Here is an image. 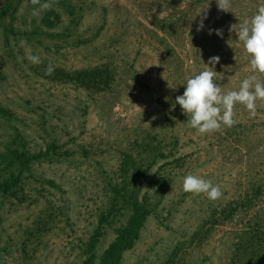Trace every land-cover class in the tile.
<instances>
[{
	"label": "rangeland",
	"instance_id": "obj_1",
	"mask_svg": "<svg viewBox=\"0 0 264 264\" xmlns=\"http://www.w3.org/2000/svg\"><path fill=\"white\" fill-rule=\"evenodd\" d=\"M71 1L83 11L79 26L67 37L61 34L70 17L53 0L41 3L54 4L60 12L63 23L57 27L42 25L44 11L32 15L39 5L31 0H22L13 17L0 25V105L12 112V117L0 116V153L22 142L31 152L44 150L52 140L61 152H72L64 160L33 165L24 181L26 202L0 197V264H22V235L43 212L47 199L61 212L56 210L60 216L35 264H80V240L93 232L110 197L106 182L121 151L135 154L133 142L141 137L159 140L165 153L181 156L185 163L172 171L156 215L147 219L134 246L123 253L122 264H164L179 246V264H228L239 221L215 225L201 240L191 236L211 210L264 177V102H257L254 118L245 106L236 105L240 129L223 127L201 135L188 127L175 97L183 93L190 75L211 67L206 64L212 56L220 57L212 70L225 91L238 89L252 74L250 58L230 29L235 24L238 30L264 0H231L228 12L218 11L216 0L196 6L190 0ZM206 8L204 27L197 31L203 15L197 13ZM100 24V35L90 41ZM9 26L13 32L7 31ZM209 29H220L222 35H210ZM26 52L69 70L110 60L121 79L114 92L93 97L73 84L48 83L39 74L40 64L30 63ZM256 75L264 81V74ZM165 160L158 159L153 169ZM190 173L220 185L221 198L209 200L206 194L183 191V179ZM105 229L99 250L114 236L111 226Z\"/></svg>",
	"mask_w": 264,
	"mask_h": 264
},
{
	"label": "trees",
	"instance_id": "obj_2",
	"mask_svg": "<svg viewBox=\"0 0 264 264\" xmlns=\"http://www.w3.org/2000/svg\"><path fill=\"white\" fill-rule=\"evenodd\" d=\"M21 1L0 0V25L7 16L13 17ZM207 1L190 0V3L196 6ZM53 2L62 6L70 17L61 34L67 37L79 26L83 7L71 0H53ZM53 5L51 10L44 11L40 18L42 25L47 29L63 23L60 12ZM102 29L103 24H100L90 41L100 35ZM7 31L13 32L12 26H9ZM34 33L36 32L32 31L31 35H35ZM56 34L59 35L58 32ZM49 63L55 67L52 75L45 74V68ZM39 74L50 84H73L86 90L93 97L102 95L106 97L114 92L121 79L119 69L110 60L69 70L45 59L39 65ZM158 100L161 102L160 97ZM0 116L12 117V112L0 105ZM237 127L240 129L238 123L232 127L233 131ZM133 147L135 154L121 151L119 164L113 176L106 182L110 197L104 210L99 213L93 232L85 240H80L78 245L80 264H122L123 253L134 246L147 219L151 215H156L157 208L168 191L172 171L184 166L183 157H174L172 152L165 153L159 140L154 141L151 137L134 140ZM60 149L61 146L54 140L47 143L44 150L34 152H31L24 142L19 146L7 145L0 153V197L13 198L18 203L26 202L29 196L25 194L24 181L31 175L33 165L43 160L61 161L72 153L61 152ZM170 156H172L171 160L168 159ZM160 158L167 160L153 169ZM263 196L264 177L249 182L237 198L211 210L192 234V239L198 236L201 240L215 225L239 221L240 228L233 232L228 264H264ZM46 203L43 212L41 211L42 213L33 219L32 226L22 235L19 248L22 264L37 263V253L45 243L48 231L56 223L55 217L60 216L57 215V211L61 212L60 207L56 208L49 199ZM107 225L111 226L114 236L104 249L99 250V242L106 233ZM180 255H182L181 246L173 250L164 264H179Z\"/></svg>",
	"mask_w": 264,
	"mask_h": 264
},
{
	"label": "clouds",
	"instance_id": "obj_3",
	"mask_svg": "<svg viewBox=\"0 0 264 264\" xmlns=\"http://www.w3.org/2000/svg\"><path fill=\"white\" fill-rule=\"evenodd\" d=\"M34 7L32 15L39 17L41 12L51 10L50 3H41V0H31ZM218 11H231V0H216ZM201 16L197 31L204 27V19L207 18V8L199 11ZM196 15V16H197ZM220 36V29H209ZM230 31H235L236 36L242 42L244 50L248 55L251 73L244 78L238 89L223 90L217 82L214 66L219 63V56L209 57L206 67L199 72H194L184 82V91L175 97L182 112L187 116L188 127L195 129L199 134H211L221 131L223 127L231 128L238 120L235 107L237 104L245 106L250 117L257 114V102H264V81H261L256 73L264 74V4L258 6L257 11L249 19L235 24ZM26 40L21 39L20 46L25 47ZM25 58L32 64L38 65L43 61L40 56L30 52L25 53ZM55 71L54 65L49 63L45 68L46 75H52ZM183 191L195 195L206 194L209 200H217L223 195L220 185L213 184L211 180L194 174H187L183 179Z\"/></svg>",
	"mask_w": 264,
	"mask_h": 264
}]
</instances>
